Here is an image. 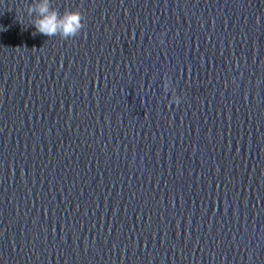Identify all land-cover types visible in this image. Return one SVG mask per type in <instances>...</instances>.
<instances>
[{
  "label": "clouds",
  "instance_id": "9594fccd",
  "mask_svg": "<svg viewBox=\"0 0 264 264\" xmlns=\"http://www.w3.org/2000/svg\"><path fill=\"white\" fill-rule=\"evenodd\" d=\"M30 25L37 33L48 38L59 36L67 40L74 38L85 28V16L79 9H65L63 13L52 6V0H32L24 9ZM167 87V84H164ZM171 103L179 104L180 97H171Z\"/></svg>",
  "mask_w": 264,
  "mask_h": 264
}]
</instances>
